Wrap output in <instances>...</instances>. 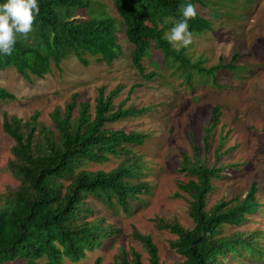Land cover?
Segmentation results:
<instances>
[{
    "label": "trees",
    "instance_id": "16d2710c",
    "mask_svg": "<svg viewBox=\"0 0 264 264\" xmlns=\"http://www.w3.org/2000/svg\"><path fill=\"white\" fill-rule=\"evenodd\" d=\"M105 1L115 8L118 17L101 10L94 12V3L99 2L96 0H37L40 13L33 32L26 40L17 37L11 56L0 54V71L14 67L25 79L43 78L51 73V64L60 68L70 56L83 65L94 61L112 66L125 53L122 32L133 45L131 63L146 80L158 74L154 69L145 72L143 59L152 50L163 52L165 58L173 55L178 70L198 65L190 64L189 58L181 55L185 48L174 50L164 35L183 18L180 5H196L200 0ZM4 2L0 0V4ZM197 13V18L189 21V30H210V21ZM238 57L235 52L228 63L220 61L205 72L234 68ZM138 85L130 87L129 92ZM122 88L117 84L105 92L104 86L98 87L93 110L90 102L78 100V94L72 93L63 108L56 106L50 112V125L40 120L39 110L27 118L3 113L2 130L13 141L7 169L17 184L0 193V264L79 262L109 244L120 232L105 216L96 214L92 202L112 213L128 214L136 208L133 201L142 202L141 195L150 193L151 186L143 179V162L133 150L143 145L149 134L128 127L114 129L109 124L142 115L151 106L124 107L128 97L114 104ZM8 98L15 96L0 85V100ZM219 112V107L214 106L210 118L213 124L218 123ZM208 139L206 132L205 151ZM222 148L223 143L216 148L212 164L199 156L196 144L191 157L182 152L178 171L187 180L177 181L179 192L174 196L187 202L192 226L160 216L152 218L157 229L173 234L168 244L180 259L172 264H228V257L245 262L246 253L248 258L264 257V243L259 240L264 232L258 228L240 230L253 222V216L263 217L264 203L255 182L247 188L246 196L237 193L228 198L224 192L208 206L210 195L219 186L217 181L224 176L230 179L232 168H239L238 163L220 162L229 150L221 151ZM112 157L119 161L109 170L87 168L89 163L107 162ZM131 236L143 247L147 261L134 248L127 251L120 247L112 264H165L152 235L132 225ZM91 264H103L102 258L96 257Z\"/></svg>",
    "mask_w": 264,
    "mask_h": 264
},
{
    "label": "rangeland",
    "instance_id": "374dc122",
    "mask_svg": "<svg viewBox=\"0 0 264 264\" xmlns=\"http://www.w3.org/2000/svg\"><path fill=\"white\" fill-rule=\"evenodd\" d=\"M95 0H93L94 2ZM94 3V12H105L118 17L115 8L105 0ZM197 11L210 21L211 29L193 33V43L182 51L189 63L196 67H175L173 55L165 58L164 53L152 50L144 57L145 72L154 69L157 75L150 80L142 78L131 63L133 45L121 33L124 55L112 66L91 61L81 64L74 56L62 61L60 68L51 64V73L43 78L30 76L25 79L14 67L0 71V85L10 91L14 99L0 100V193L17 184L7 169L11 157L12 139L2 130V116L17 115L27 118L39 110L40 120L51 124L49 114L54 107L63 108L77 93L78 100L90 102L93 110L97 88L105 92L117 84L123 88L114 98L118 104L128 97L124 107L130 105L151 108L139 116H130L109 124L114 129L132 128L146 132L145 143L133 148L143 162L144 180L151 186L149 194H142V202H132L136 208L131 213H112L97 202H92L96 214L103 215L120 229L107 245L90 252L79 262L65 260L64 264H91L96 257L103 264H112L118 249L134 248L147 261V254L139 242L131 236L132 225L153 237L159 255L165 264H172L180 256L169 247L173 234L154 226V216L176 220L185 227L192 221L187 212V202L174 196L178 180H187L178 171L182 152L189 157L196 144L199 156L213 163L216 148L223 143L224 153L220 162L238 163L232 168V176L217 181L218 188L210 195L208 206L224 192L229 197L237 193L246 196L252 182L257 185V194L264 203V0H200ZM103 3L102 6H100ZM205 15H204V14ZM168 21H171L168 19ZM177 21L174 22V25ZM173 25V26H174ZM121 30L122 27H120ZM170 29L167 31L169 32ZM166 32V33H167ZM239 57L234 68H220L211 73L205 71L211 66L228 63L233 53ZM223 61V62H222ZM201 62V63H200ZM191 66V65H190ZM198 69L202 71L198 73ZM189 75V76H188ZM139 84L132 92L130 87ZM219 107L218 123L210 121L212 109ZM209 134L208 150L205 151L203 137ZM118 157L103 163H89L87 168L109 170L116 166ZM252 217L253 222L240 230L258 228L264 232V213ZM259 240H263L264 234ZM246 261L228 257V264H264V257L248 258Z\"/></svg>",
    "mask_w": 264,
    "mask_h": 264
},
{
    "label": "clouds",
    "instance_id": "9594fccd",
    "mask_svg": "<svg viewBox=\"0 0 264 264\" xmlns=\"http://www.w3.org/2000/svg\"><path fill=\"white\" fill-rule=\"evenodd\" d=\"M179 11L183 18L164 35V39L176 51L193 43L189 21L195 20L198 14L197 7L192 3L180 5ZM39 13L37 0H6L0 4V54L11 56L18 36L28 39ZM53 244L59 247L57 241H53Z\"/></svg>",
    "mask_w": 264,
    "mask_h": 264
}]
</instances>
